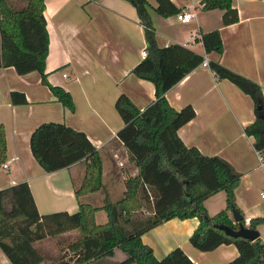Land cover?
<instances>
[{
  "label": "crops",
  "instance_id": "1",
  "mask_svg": "<svg viewBox=\"0 0 264 264\" xmlns=\"http://www.w3.org/2000/svg\"><path fill=\"white\" fill-rule=\"evenodd\" d=\"M146 1L158 47L178 43L207 59L218 60L255 82L264 104V0H231L237 19L227 24L222 23V9H201L200 0H169L177 11L167 15L154 10L155 0ZM187 11L191 13L188 21L177 19V13ZM42 14L48 35L45 78L69 92L73 109L56 100L40 81L38 71L19 74L12 66H0V123L7 162L6 169L0 167V188L25 181L39 214L77 209L74 188L82 178L83 162L44 171L29 149V134L38 123L62 122L84 132L100 155L102 187L81 196L100 206L104 199L119 198L125 189L124 179L137 172L115 136L122 120L114 101L123 93L141 109L153 98L152 82L130 71L143 57V28L127 0H43ZM211 29L219 32L220 54L204 52L199 39L202 32ZM12 91L22 94L25 101L12 102ZM164 96L176 109L184 104L194 109L193 117L176 129L182 142L204 154L221 156L239 173L233 193L243 225L247 226L251 217H264V197L259 195L264 187V168L251 137L243 131L254 119L250 95L199 63ZM203 205L209 215L216 213L225 207V192L210 194ZM226 212L234 222L230 209ZM94 221H106L103 209L94 211ZM196 224V217H172L145 230L140 239L157 258L175 246L194 264H225L236 256L233 243H221L206 251L193 247L188 235ZM256 230L264 242V219ZM44 241H37L42 251ZM116 249L102 259V264L120 260ZM0 264H9L1 251Z\"/></svg>",
  "mask_w": 264,
  "mask_h": 264
},
{
  "label": "trees",
  "instance_id": "2",
  "mask_svg": "<svg viewBox=\"0 0 264 264\" xmlns=\"http://www.w3.org/2000/svg\"><path fill=\"white\" fill-rule=\"evenodd\" d=\"M135 9L143 28L145 55L130 71L153 84V98L141 109L120 93L114 107L122 125L115 136L126 156L137 168L124 179L125 189L115 200L104 199L95 206L81 196L102 187L101 160L96 148L84 132L62 122L38 123L29 134V149L44 171H53L74 162H83V175L74 188L77 209L39 214L25 181L0 188V251L10 264H38L47 258L34 242L56 238L65 252L51 264H101L105 256L119 248L124 257L110 264H194L178 246L157 258L143 243L140 235L154 225L172 217H196L197 224L188 235L189 243L206 251L221 243H233L237 254L225 264H264V242L257 236L248 239L225 234L214 224L236 228L227 210L237 209L233 189L239 173L219 155H207L195 146L185 145L176 129L194 115L190 104L174 108L166 100L165 91L197 64L203 55L178 43L158 47L155 43L146 0H127ZM154 10L161 15L175 13L169 0H155ZM201 9L223 10L222 23L237 19L231 0H200ZM43 0H0V66H12L19 74L36 70L64 107L73 109L69 92L51 85L45 78L44 61L48 35L42 14ZM206 53L222 52L217 29L202 32L199 37ZM208 67L219 78H226L253 100L254 119L243 131L251 137L264 168V104L259 86L252 80L208 59ZM19 95V98L16 97ZM11 101L24 102L18 92H10ZM5 136L0 123V163L5 158ZM223 190L225 207L209 215L203 200ZM104 210L106 221L96 223L94 211ZM238 210V209H237ZM264 217H251L248 227L256 229ZM243 223V220H242Z\"/></svg>",
  "mask_w": 264,
  "mask_h": 264
},
{
  "label": "water",
  "instance_id": "3",
  "mask_svg": "<svg viewBox=\"0 0 264 264\" xmlns=\"http://www.w3.org/2000/svg\"><path fill=\"white\" fill-rule=\"evenodd\" d=\"M230 211L233 221L236 222V228H232L225 224H214V226L230 236H241L248 239H254L258 236V231L256 229L243 225L242 215L237 209L231 208Z\"/></svg>",
  "mask_w": 264,
  "mask_h": 264
},
{
  "label": "rangeland",
  "instance_id": "4",
  "mask_svg": "<svg viewBox=\"0 0 264 264\" xmlns=\"http://www.w3.org/2000/svg\"><path fill=\"white\" fill-rule=\"evenodd\" d=\"M102 213H103V211H102ZM55 239L56 238H54V237H46L45 241L42 243L43 250H45L47 253V258L43 260L42 264H51V263L55 262L58 259L59 255H61L64 252H65V258L71 256V254H72L71 251L66 250V249H64V250L61 249L60 244L58 242H56ZM34 245L39 247L37 242H34ZM108 256H111V255H108ZM116 256H117L116 258L122 259L125 255L119 248H117L116 249ZM101 264H102V261H101ZM132 264H134V263H132Z\"/></svg>",
  "mask_w": 264,
  "mask_h": 264
},
{
  "label": "built area",
  "instance_id": "5",
  "mask_svg": "<svg viewBox=\"0 0 264 264\" xmlns=\"http://www.w3.org/2000/svg\"><path fill=\"white\" fill-rule=\"evenodd\" d=\"M176 17H177V19H179L181 21H188L190 19V17H191V13L189 11L183 12V13H177ZM145 53H146L145 48L141 49L140 55L144 56ZM207 61H208L207 57L205 55H203V59L201 61V64L204 65V66H208ZM62 74L65 75V73H62ZM258 156H259L260 163L263 164V161H262L261 156L259 155V153H258ZM0 167H2L3 169H6L7 168V162L3 161L2 163H0ZM259 195H260V197H264V187L259 191Z\"/></svg>",
  "mask_w": 264,
  "mask_h": 264
}]
</instances>
